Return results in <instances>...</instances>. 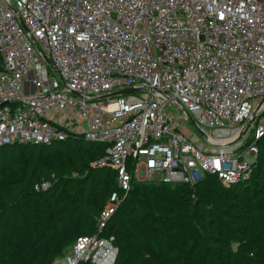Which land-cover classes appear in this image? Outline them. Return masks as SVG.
Returning <instances> with one entry per match:
<instances>
[{
	"label": "built area",
	"instance_id": "obj_1",
	"mask_svg": "<svg viewBox=\"0 0 264 264\" xmlns=\"http://www.w3.org/2000/svg\"><path fill=\"white\" fill-rule=\"evenodd\" d=\"M70 132L107 147L98 164L119 189L64 264L116 263L104 232L130 166L163 183L247 181L264 138V0H0V146Z\"/></svg>",
	"mask_w": 264,
	"mask_h": 264
},
{
	"label": "trees",
	"instance_id": "obj_2",
	"mask_svg": "<svg viewBox=\"0 0 264 264\" xmlns=\"http://www.w3.org/2000/svg\"><path fill=\"white\" fill-rule=\"evenodd\" d=\"M258 146L249 180L231 188L215 175L193 186L142 181L130 166L132 188L104 232L115 264H264V138ZM106 149L73 132L0 146V264H54L97 233L119 189L117 173L98 164Z\"/></svg>",
	"mask_w": 264,
	"mask_h": 264
},
{
	"label": "rangeland",
	"instance_id": "obj_3",
	"mask_svg": "<svg viewBox=\"0 0 264 264\" xmlns=\"http://www.w3.org/2000/svg\"><path fill=\"white\" fill-rule=\"evenodd\" d=\"M166 113H167V115L169 116V115H173L174 116V118H175V120H177V121H180L181 119H183L184 117H185V115H184V112L182 111V110H180L178 107H176L175 105H173V104H169V105H167V107H166ZM185 126H187L190 130H192L194 133H196V130L194 129V126H193V124L190 122V121H186L185 122ZM250 161H252L254 158L253 157H251V156H248L247 157ZM242 159H245V155H243L242 156ZM258 159V158H257ZM256 159V160H257ZM252 168H253V166H252ZM135 175H136V178L137 177H139V178H141V180L143 181H147V179L144 177V175L139 171V170H137L136 171V173H135ZM209 176V175H208ZM251 176V175H250ZM144 177V178H143ZM249 180V179H248ZM231 188V187H230ZM120 206V205H119ZM59 262H61L62 264H64V261H63V259H59L58 260Z\"/></svg>",
	"mask_w": 264,
	"mask_h": 264
},
{
	"label": "water",
	"instance_id": "obj_4",
	"mask_svg": "<svg viewBox=\"0 0 264 264\" xmlns=\"http://www.w3.org/2000/svg\"><path fill=\"white\" fill-rule=\"evenodd\" d=\"M49 65L51 66L52 69H55L54 65L48 61ZM131 92H135L134 89L132 88H128V89H125V90H121V91H117V92H114V93H111V94H108L106 95L105 97H108V98H112V97H116V96H120V95H125V94H128V93H131ZM77 94V93H76ZM191 122L196 125L195 121L191 118ZM253 123V120L249 121L246 126L244 127V129L241 131V134L239 136V138L237 139L238 141L242 139V137L246 134L247 130L250 128L251 124ZM197 127V126H196ZM198 131L204 136V132L198 128Z\"/></svg>",
	"mask_w": 264,
	"mask_h": 264
},
{
	"label": "crops",
	"instance_id": "obj_5",
	"mask_svg": "<svg viewBox=\"0 0 264 264\" xmlns=\"http://www.w3.org/2000/svg\"><path fill=\"white\" fill-rule=\"evenodd\" d=\"M54 264H58V263H54Z\"/></svg>",
	"mask_w": 264,
	"mask_h": 264
}]
</instances>
